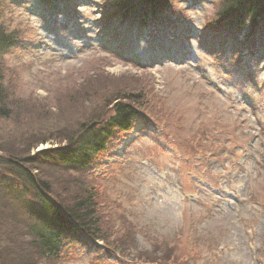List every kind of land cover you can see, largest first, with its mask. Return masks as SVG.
<instances>
[{
	"label": "rangeland",
	"instance_id": "374dc122",
	"mask_svg": "<svg viewBox=\"0 0 264 264\" xmlns=\"http://www.w3.org/2000/svg\"><path fill=\"white\" fill-rule=\"evenodd\" d=\"M222 2L174 0L182 20L155 46L107 0H68L51 15L2 1L0 26L30 45L0 58L14 107L0 116V147L22 153L46 137L32 153L56 147L95 113L113 114L116 96L143 98H131L134 128L93 169L42 171L64 200L92 190L105 238L41 255L0 175V264H264V37L204 42L227 31L214 25Z\"/></svg>",
	"mask_w": 264,
	"mask_h": 264
},
{
	"label": "trees",
	"instance_id": "16d2710c",
	"mask_svg": "<svg viewBox=\"0 0 264 264\" xmlns=\"http://www.w3.org/2000/svg\"><path fill=\"white\" fill-rule=\"evenodd\" d=\"M3 0H0V6ZM44 12L58 11L67 0H32ZM118 11L117 19L129 23L136 32L144 27L146 31L157 29L163 18L173 21V0H107ZM223 23L226 32L215 29L212 34L205 32L204 42L211 39H230L237 42L244 38L249 43L255 42L258 36L264 35V0H223L217 13L214 25ZM235 30V33H229ZM149 33V31H148ZM171 35L175 30L170 31ZM165 36V34H164ZM30 35L24 37L18 32H6L0 26V58L5 53L16 54L29 45ZM204 44V43H203ZM253 44V43H252ZM255 46V44H254ZM253 46V47H254ZM215 53L216 51H212ZM4 73L0 62V84ZM122 100L116 96L112 101L113 114L108 117L95 113L90 122L81 125L77 133H69L60 137L56 147L32 153L39 143H45L52 137L40 139L36 144L31 141L22 153L17 149L0 147V175L8 176L11 184H7V192L13 194L16 211L15 216L32 238L36 249L45 256H57L70 242L103 239L105 232L100 226V218L96 215L92 190L84 187L72 192L66 200L63 195L53 191L51 181L42 177L43 168L58 171L68 170L80 173L89 168L95 158L104 152L109 145L120 140L122 133L129 131L138 114L141 113L131 102L143 98L141 93L121 94ZM113 96V95H112ZM4 87L0 85V116L11 118L14 107L7 101ZM62 141V142H61ZM80 190V191H79ZM6 201V200H5ZM33 264V263H32Z\"/></svg>",
	"mask_w": 264,
	"mask_h": 264
}]
</instances>
